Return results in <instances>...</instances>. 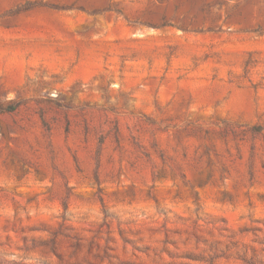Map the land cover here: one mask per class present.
Returning a JSON list of instances; mask_svg holds the SVG:
<instances>
[{
	"label": "rangeland",
	"instance_id": "1",
	"mask_svg": "<svg viewBox=\"0 0 264 264\" xmlns=\"http://www.w3.org/2000/svg\"><path fill=\"white\" fill-rule=\"evenodd\" d=\"M0 264H264V0H0Z\"/></svg>",
	"mask_w": 264,
	"mask_h": 264
},
{
	"label": "trees",
	"instance_id": "2",
	"mask_svg": "<svg viewBox=\"0 0 264 264\" xmlns=\"http://www.w3.org/2000/svg\"><path fill=\"white\" fill-rule=\"evenodd\" d=\"M11 110H13L14 108L11 106V108H10Z\"/></svg>",
	"mask_w": 264,
	"mask_h": 264
}]
</instances>
